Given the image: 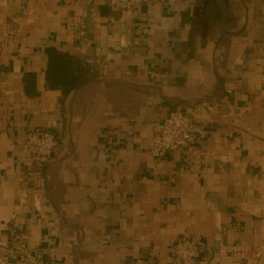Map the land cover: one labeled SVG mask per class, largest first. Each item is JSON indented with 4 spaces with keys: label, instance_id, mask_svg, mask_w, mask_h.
I'll use <instances>...</instances> for the list:
<instances>
[{
    "label": "crops",
    "instance_id": "obj_1",
    "mask_svg": "<svg viewBox=\"0 0 264 264\" xmlns=\"http://www.w3.org/2000/svg\"><path fill=\"white\" fill-rule=\"evenodd\" d=\"M48 48L87 82L48 89ZM174 110L209 133L155 158ZM188 235L198 264H264V0H0V241L45 264H173Z\"/></svg>",
    "mask_w": 264,
    "mask_h": 264
},
{
    "label": "built area",
    "instance_id": "obj_2",
    "mask_svg": "<svg viewBox=\"0 0 264 264\" xmlns=\"http://www.w3.org/2000/svg\"><path fill=\"white\" fill-rule=\"evenodd\" d=\"M150 0H109V5L120 11L128 12L149 3ZM209 131L199 124L193 113L174 110L163 120L153 123V136L149 151L155 158H163L175 151H191L195 141L205 138ZM58 136L51 131L33 132L28 136L25 150L37 163L48 162L58 148ZM206 248V242L194 235L179 238L172 247L173 264H198ZM14 255L16 258L11 259ZM0 264H45L41 252L28 251L9 241H0ZM133 264H143L136 260Z\"/></svg>",
    "mask_w": 264,
    "mask_h": 264
},
{
    "label": "trees",
    "instance_id": "obj_3",
    "mask_svg": "<svg viewBox=\"0 0 264 264\" xmlns=\"http://www.w3.org/2000/svg\"><path fill=\"white\" fill-rule=\"evenodd\" d=\"M47 55L46 84L48 89H59L68 94L87 82V70L73 56L55 48H48ZM34 78L30 75L27 82L29 92L35 89Z\"/></svg>",
    "mask_w": 264,
    "mask_h": 264
}]
</instances>
